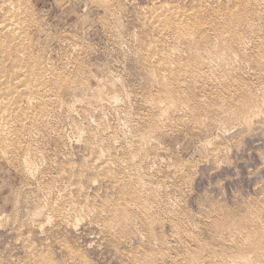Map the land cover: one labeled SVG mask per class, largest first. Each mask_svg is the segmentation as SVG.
Returning <instances> with one entry per match:
<instances>
[{"label": "rangeland", "instance_id": "374dc122", "mask_svg": "<svg viewBox=\"0 0 264 264\" xmlns=\"http://www.w3.org/2000/svg\"><path fill=\"white\" fill-rule=\"evenodd\" d=\"M0 2V19L19 7L18 49L51 69L46 95L56 89L43 120L0 144V264H264V0ZM162 5L188 14L192 40L152 22ZM126 190L152 228L121 212Z\"/></svg>", "mask_w": 264, "mask_h": 264}, {"label": "bare ground", "instance_id": "6f19581e", "mask_svg": "<svg viewBox=\"0 0 264 264\" xmlns=\"http://www.w3.org/2000/svg\"><path fill=\"white\" fill-rule=\"evenodd\" d=\"M18 1V0H17ZM263 1V0H262ZM6 2V1H5ZM10 2V1H9ZM162 2V1H161ZM256 2V1H255ZM254 2V3H255ZM260 2V1H259ZM0 3H2V2H0ZM7 3V2H6ZM11 3V2H10ZM195 3V2H194ZM204 3V2H203ZM208 3V2H207ZM206 3V4H207ZM7 4H9V3H7ZM246 4H247V2H246ZM258 4V3H257ZM5 5V4H4ZM20 5V4H19ZM164 5V4H163ZM162 5V7H159V9L157 10H155L154 12H152L151 14H152V22L154 23V24H161V25H166V24H169V23H171V25H172V22H176V24H175V26L174 25H172L173 27H176V37H178V38H181V39H183V40H185V41H189V40H192L194 37H193V35L195 34V30H196V26L195 25H192L191 23H188V20L186 21V20H184V18H187V17H189L188 16V14H186V13H180V12H178V11H173V10H170V9H167V8H165V6H163ZM203 5H205V4H203ZM212 5V4H211ZM3 6V5H2ZM1 6V7H2ZM8 6V5H7ZM10 6V5H9ZM206 6V5H205ZM209 6V5H208ZM166 7H168L167 5H166ZM200 7V6H199ZM203 7V6H202ZM210 8H211V6H209ZM246 7V6H245ZM19 8V7H18ZM18 8H16V7H14V5L12 4V6H10L8 9H7V11H6V13L4 14V16L0 19V56H4V58L2 59V60H0V144L1 143H4V142H6L7 140H9V139H12V137H15L14 135L16 134V132H17V130H19L20 131V129H22V128H24V127H28V126H30V125H32V122L35 120L36 121V118H40V119H44L43 117H45L44 115H46V112H48V110H47V105L49 106V103H50V101H51V99H52V97H53V91L54 90H56V89H54L53 91H52V96L49 94V96H51V98L49 97V96H47L46 95V93H48L47 92V89H48V83H49V80L51 79V76H53L52 75V72H50L51 71V69L49 70V72H48V70H44V69H42V67H41V64H37L35 61H36V59H34L32 62L31 61H29V63L27 62V61H25L24 62V57H25V53H24V51L22 52V51H20L19 49H18V47H20L22 44H23V42H21L20 40L18 41V39L21 37V33H22V29H23V27L25 26H23V21H22V19L20 18V16H19V11L20 10H18ZM169 8V7H168ZM195 8V7H194ZM260 8V7H259ZM177 9V8H176ZM201 9V8H200ZM203 9V8H202ZM31 10V9H30ZM195 10V9H194ZM209 10V9H208ZM212 10V9H211ZM217 10V9H216ZM205 11V10H204ZM219 11V10H218ZM239 11V10H238ZM259 11V10H258ZM190 12V11H189ZM192 12V11H191ZM206 12V11H205ZM209 12V11H208ZM188 13V12H187ZM197 14H198V12H196ZM219 13V12H218ZM146 14V13H145ZM200 14V13H199ZM206 14H210V13H206ZM216 14V13H215ZM256 14V13H255ZM260 14H261V12H260ZM218 15V14H217ZM211 16V15H210ZM32 17V16H31ZM196 17V16H195ZM199 17V16H198ZM197 17V18H198ZM234 17V16H233ZM238 17H239V15H238ZM26 18V17H25ZM200 18V17H199ZM198 18V19H199ZM214 18V17H213ZM151 20H150V22H151ZM202 20V19H201ZM248 20V19H247ZM198 21V20H197ZM238 21V20H237ZM196 22V21H195ZM197 23V22H196ZM199 23V22H198ZM256 23V22H255ZM255 23H253V24H255ZM25 24V23H24ZM202 24H205V23H202ZM170 25V26H171ZM257 25V24H256ZM152 26H153V24H152ZM155 26V25H154ZM153 26V27H154ZM160 26V25H159ZM169 26V25H168ZM167 27V26H166ZM236 27V26H235ZM171 28V27H170ZM175 29V28H174ZM198 29V28H197ZM227 29H229V28H227ZM155 30V29H154ZM160 30H161V28H160ZM168 30V29H167ZM167 30H166V32H167ZM209 30V29H208ZM222 30V29H221ZM220 31V30H219ZM245 31V30H244ZM26 32V31H25ZM163 32V31H162ZM166 32H164V33H166ZM212 32V31H211ZM152 33H153V31H152ZM219 33V32H218ZM228 34V33H227ZM158 35H160V34H158ZM222 35V34H221ZM233 35H235V34H233ZM253 35V34H252ZM24 35L22 34V37H23ZM26 36V35H25ZM210 36V35H209ZM222 36H226V34L225 35H222ZM236 36V35H235ZM27 37V36H26ZM25 37V38H26ZM163 37V36H162ZM165 37V36H164ZM208 37V36H207ZM216 37V36H215ZM168 38V37H167ZM171 38V37H170ZM202 39V38H201ZM217 39V38H216ZM26 40V39H25ZM173 40V39H172ZM240 40V39H239ZM27 41V40H26ZM167 41V40H166ZM263 41V40H262ZM29 42V41H28ZM177 42V41H176ZM215 42H218V39H217V41H215ZM243 42H245V41H243ZM27 43V42H26ZM171 43V42H170ZM199 43V42H198ZM205 43H206V41H205ZM210 43V42H209ZM246 43V42H245ZM21 44V45H20ZM25 44V43H24ZM23 44V45H24ZM29 44V43H28ZM158 44V43H157ZM156 44V45H157ZM237 44V43H236ZM247 44V43H246ZM27 45V44H26ZM151 45V44H150ZM153 45V44H152ZM168 45V44H167ZM179 45V44H178ZM203 45H205L204 43H203ZM207 45V44H206ZM216 45H217V43H216ZM244 45V44H243ZM25 46V45H24ZM166 46V45H165ZM199 46V45H198ZM248 46V45H247ZM26 47V46H25ZM24 47V48H25ZM151 47V46H150ZM22 48V47H21ZM30 48V47H29ZM149 48V47H148ZM181 48V47H180ZM205 48H207V47H205ZM28 49V48H27ZM26 49V50H27ZM76 49V48H75ZM177 48H175L174 50H176ZM170 50V49H169ZM168 50V51H169ZM194 50V49H193ZM198 50V49H197ZM196 50V51H197ZM209 50V49H208ZM207 50V52H209ZM30 51V50H29ZM29 51H28V53H29ZM147 51V50H146ZM173 50L171 49V52H172ZM181 51H183V50H181ZM192 51V50H191ZM195 51V50H194ZM195 51V52H196ZM199 51V50H198ZM197 51V52H198ZM215 52H216V50H214ZM246 51V50H245ZM27 52V51H26ZM31 52H33V51H31ZM30 52V53H31ZM79 52V51H78ZM139 52V51H138ZM170 52V53H171ZM177 52H178V50H177ZM179 52H180V49H179ZM211 52V51H210ZM166 53H168V52H166ZM173 53V52H172ZM174 53H175V51H174ZM173 53V54H174ZM189 53H192V52H190L189 51ZM37 54V53H36ZM156 54H158V53H156ZM179 54V53H178ZM196 54H198V53H196ZM205 54H206V52H205ZM208 54V53H207ZM212 54V53H211ZM210 54V55H211ZM234 54V53H233ZM160 55V54H159ZM172 55V54H171ZM180 55V54H179ZM213 55H214V53H213ZM243 55V54H242ZM246 55V54H245ZM30 56H32V55H30ZM29 56V57H30ZM173 56V55H172ZM190 56V55H189ZM194 56V55H193ZM202 56V55H201ZM215 56H216V54H215ZM221 56V55H220ZM220 56L218 57V61H219V58H220ZM263 56V55H262ZM33 58H34V56H32ZM154 57V56H153ZM174 57V56H173ZM182 57V56H181ZM210 57H213L212 55L210 56ZM31 58V57H30ZM37 58V57H36ZM41 58V57H40ZM156 58V57H155ZM154 58V59H155ZM163 58V57H162ZM161 58V59H162ZM169 58V57H168ZM201 58V57H200ZM209 58V57H208ZM237 58V57H236ZM51 59V58H50ZM150 59V58H149ZM163 59H165V58H163ZM170 59V58H169ZM198 59V58H197ZM204 59H206V58H204ZM203 59V60H204ZM213 59V58H212ZM215 59V58H214ZM37 60H39V59H37ZM49 60V59H48ZM168 60V59H167ZM171 60V59H170ZM176 60V59H175ZM207 60V59H206ZM205 60V61H206ZM208 60H210V58L208 59ZM261 60V59H260ZM53 61V60H52ZM160 61V60H159ZM181 61V60H180ZM194 61H196V60H194ZM48 62V61H47ZM152 62V61H151ZM157 62V61H156ZM175 62V61H174ZM173 62V63H174ZM216 62V61H215ZM160 63L162 64V62L160 61ZM171 63H172V61H171ZM205 63H210V62H204L203 63V66H205ZM214 63V61L212 62V64ZM221 63V62H220ZM47 64V63H46ZM153 64V63H152ZM168 64H169V62H168ZM175 64V63H174ZM217 64V63H216ZM246 64H248V63H246ZM167 65V64H166ZM172 65V64H171ZM170 65V66H171ZM198 65H200V64H198ZM207 65V64H206ZM211 65V64H210ZM217 65H219V64H217ZM160 66V64L158 65V67ZM162 66V65H161ZM168 66V65H167ZM221 66V65H220ZM220 66H217L218 68L220 67ZM228 66V65H227ZM153 67V66H152ZM172 67H174V65L172 66ZM216 67V68H217ZM55 69V68H54ZM185 69H187V68H185ZM189 69V68H188ZM194 69V68H193ZM201 69V68H200ZM213 69H215V68H209V70H213ZM199 70V69H198ZM206 70V69H205ZM217 70V69H216ZM53 71H55V70H53ZM165 71V70H164ZM187 71V70H186ZM207 71V70H206ZM248 71V70H247ZM160 72H162V71H160ZM159 72V73H160ZM173 72V71H172ZM185 72V71H184ZM201 72V71H200ZM214 72V71H213ZM229 72V71H228ZM68 73V72H67ZM194 73V72H193ZM197 73V72H196ZM219 73V72H218ZM71 74V73H70ZM150 74H151V72H150ZM164 74V73H163ZM170 74V73H169ZM183 74V73H182ZM188 74V73H187ZM200 74H202V73H200ZM206 74V73H205ZM208 74V73H207ZM66 75V74H65ZM165 76H166V73L164 74ZM185 75V74H184ZM196 74H194L193 76H195ZM225 75V74H224ZM60 76H61V74H60ZM68 76V75H67ZM165 76H163V77H165ZM188 76V75H187ZM197 76H199V75H197ZM196 76V77H197ZM205 76V75H204ZM213 76V75H212ZM155 77V76H154ZM189 77V76H188ZM211 77V76H210ZM194 78V77H193ZM155 79H156V77H155ZM164 79V78H163ZM178 79V78H177ZM189 79V78H188ZM207 79H209L208 77H207ZM225 79V78H224ZM57 80V79H56ZM60 80L61 79H59L58 81L60 82ZM65 80V79H64ZM202 80V79H201ZM63 81V80H62ZM178 81H180V80H178ZM190 81V80H189ZM54 82H56L55 80H54ZM64 82V81H63ZM62 82V83H63ZM67 82H69V81H67ZM156 82V81H155ZM165 82V81H164ZM195 82V81H194ZM212 82V81H211ZM158 83V82H157ZM170 83V82H169ZM175 83V82H174ZM184 83V81L182 82V84ZM186 83V82H185ZM55 84V83H54ZM66 84V83H65ZM64 84V85H65ZM76 84V83H75ZM181 84V85H182ZM197 84V83H196ZM238 84V83H237ZM57 85V84H56ZM60 85V84H59ZM167 85V84H166ZM198 85V84H197ZM231 85V84H230ZM48 86V87H47ZM238 86V85H237ZM55 87V86H54ZM60 87H63V86H60ZM65 87V86H64ZM51 88H52V85H51ZM59 88V87H58ZM180 88V87H179ZM182 89V88H181ZM230 89H232V88H230ZM49 90H50V88H49ZM60 90H61V88H60ZM165 90V92H167V93H170L171 92V90H168V88H165L164 89ZM253 90V89H252ZM183 92V91H182ZM51 93V92H50ZM116 93V92H115ZM234 93V92H233ZM172 95V94H171ZM163 96H164V94H163ZM167 96H169L170 97V95L168 94ZM47 97V98H46ZM56 98V97H55ZM108 99H107V101H106V103H108V104H110V106L111 105H115V103L117 102V98L118 97H114V95L113 96H111V97H107ZM166 98V97H165ZM171 98V97H170ZM204 98V97H203ZM158 99V98H157ZM50 100V101H49ZM60 100V99H59ZM99 100H102V98L100 99L99 98ZM151 100H154V98L153 99H151ZM167 100H168V98H167ZM54 101V100H53ZM147 101V100H146ZM62 102V101H61ZM79 102H81V101H79ZM83 102V101H82ZM105 103V101L103 100V101H101V103ZM174 102V101H173ZM173 102H171L172 104L171 105H173ZM78 103V102H77ZM98 103H99V101H98ZM102 103V104H103ZM105 103V104H106ZM263 103V102H262ZM73 104H74V102H73ZM76 104V103H75ZM81 104H83V103H81ZM88 104H89V102H88ZM104 104V105H105ZM117 104V103H116ZM147 104V103H146ZM153 104V103H152ZM152 104H151V107H152ZM174 104H175V102H174ZM62 105V104H61ZM84 105H86V104H84ZM150 105V104H149ZM155 105V106H154ZM73 106V105H72ZM76 106V107H75ZM74 107V109L76 110V108H77V105H75ZM87 106V105H86ZM146 106V105H145ZM153 106L154 107H156V108H158L160 111H161V114H160V116H162V115H164V113H166L165 111H166V109H167V112L171 109L170 108V104H169V101H166L165 99H163V101H157L156 100V102L153 104ZM185 105H183V107H184ZM262 106V105H261ZM53 107H54V105H53ZM59 107H61V106H59ZM97 107V106H96ZM173 107V106H172ZM186 107H188V106H186ZM185 107V108H186ZM100 108V107H99ZM116 108H117V106H116ZM168 108H170V109H168ZM180 108H181V106H180ZM56 109V108H55ZM73 109V108H72ZM72 109H71V111H72ZM79 109V108H78ZM101 109V108H100ZM174 109H175V105H174ZM181 109H183V108H181ZM37 110H39V111H37ZM83 110V109H82ZM155 110V109H154ZM56 111V110H55ZM91 111V110H90ZM152 111V110H151ZM50 112V111H49ZM180 112H181V110H180ZM49 114V113H48ZM52 114V113H51ZM87 114H88V112H87ZM167 114V113H166ZM165 114V116H167ZM148 115V114H147ZM153 115V114H152ZM47 116V115H46ZM154 116V115H153ZM159 116V117H160ZM158 117V116H157ZM158 117V118H159ZM163 117V116H162ZM172 118V117H171ZM104 119V118H103ZM155 119V118H154ZM166 119H168V118H166ZM39 121V120H38ZM41 121V120H40ZM105 121V120H104ZM173 121V120H172ZM154 122V121H153ZM247 122V121H246ZM34 123V122H33ZM35 124V123H34ZM33 124V125H34ZM38 124V123H37ZM99 124V123H98ZM160 124V123H159ZM105 125V124H104ZM163 125V124H162ZM96 126H98V125H96ZM95 126V127H96ZM147 126V125H146ZM36 128V127H35ZM78 128V127H77ZM76 128V129H77ZM98 128H100V127H98ZM97 128V129H98ZM108 129H109V127H107ZM106 128V129H107ZM81 129V128H80ZM84 129V128H83ZM26 130H28V129H26ZM31 130V129H30ZM93 130V129H92ZM99 131V130H98ZM35 132V131H34ZM39 132V131H38ZM78 132V131H77ZM83 133L84 131H80V133ZM105 132V131H104ZM37 133V132H36ZM79 133V132H78ZM87 134V133H86ZM96 134V133H95ZM103 134V133H102ZM152 134V133H151ZM85 135V134H84ZM79 136H80V134H79ZM112 136V135H111ZM144 137V136H143ZM17 138V137H16ZM36 138V137H35ZM92 138H93V136H92ZM102 138V137H101ZM15 139V138H14ZM39 139V138H38ZM32 140V139H31ZM98 140V139H97ZM134 140V139H133ZM144 140V139H143ZM17 141V140H16ZM142 141V140H141ZM145 141V140H144ZM11 142V141H10ZM18 142V141H17ZM102 142V141H101ZM111 142V141H110ZM113 142V141H112ZM8 143V142H7ZM12 143H14V142H12ZM9 144V143H8ZM22 144V143H21ZM28 144V143H27ZM31 144V143H30ZM36 144V143H35ZM93 144V143H92ZM96 144V143H95ZM99 144V143H98ZM113 144V143H112ZM3 145V144H2ZM14 145V144H13ZM17 145V144H16ZM97 145V144H96ZM102 145V144H101ZM142 145V144H141ZM3 146H5V145H3ZM11 146H12V144H11ZM18 146V145H17ZM24 145H22V147H23ZM25 146H27V145H25ZM24 146V147H25ZM29 146V145H28ZM105 146V145H104ZM116 146V145H115ZM34 147H36V146H34ZM91 147L93 148V145H91ZM120 147V146H119ZM3 148V147H2ZM9 148H11L12 149V147H10L9 146ZM31 148V147H30ZM94 148H96V147H94ZM99 148V147H98ZM125 148V147H124ZM143 148V147H142ZM217 148V147H216ZM1 149V148H0ZM14 149H16V148H14ZM24 149H26V148H24ZM28 149V148H27ZM141 149V148H140ZM2 150V149H1ZM4 150H6V149H4ZM10 150V149H9ZM101 149H99V151H100ZM106 150V149H105ZM108 150V149H107ZM118 150V149H117ZM131 150V149H130ZM3 151V150H2ZM8 151V150H7ZM18 151V150H17ZM102 151V150H101ZM108 151H110V150H108ZM107 151V152H108ZM132 151V150H131ZM143 151V150H142ZM144 151H145V149H144ZM209 151H211V150H209ZM24 152V151H23ZM35 152V151H34ZM95 153H96V151H95ZM98 153V152H97ZM109 153V152H108ZM125 153H128V152H125ZM131 153H133V152H131ZM2 154H3V152H2ZM6 154H8V153H6L5 152V154H3V156L4 155H6ZM10 154V153H9ZM103 154V153H102ZM102 154H99V155H101V156H104V154L102 155ZM8 156V155H7ZM10 156V155H9ZM91 156V155H90ZM100 156V157H101ZM107 156V155H106ZM133 156H135V155H133ZM5 157V156H4ZM148 157H149V155H148ZM95 158V157H94ZM103 158V157H102ZM136 157H133V159H135ZM138 158H140V157H138ZM147 157H145V159H146ZM31 159V158H30ZM96 159V158H95ZM104 159H106V158H104ZM121 159V158H120ZM132 159V158H131ZM148 159V158H147ZM9 160V159H8ZM19 160V159H18ZM100 160H102V159H100ZM99 159H98V162L100 161ZM109 160H110V157H109ZM149 160V159H148ZM154 160V159H153ZM22 161V160H21ZM118 161H120V160H118ZM139 161V160H138ZM9 162V161H8ZM95 161H93V163H94ZM97 162V160H96V163H98ZM101 162V161H100ZM108 162V161H107ZM110 162V161H109ZM34 163V162H33ZM121 163V162H120ZM119 163V164H120ZM123 163V162H122ZM128 163V162H127ZM29 164V163H28ZM109 164V163H108ZM110 164H112V163H110ZM154 164V163H153ZM31 165V164H30ZM101 165V163L99 164V166ZM106 165V163L104 164V166ZM113 165V164H112ZM115 165V164H114ZM123 165H125L124 163H123ZM136 165V164H135ZM119 166V165H118ZM149 166V165H148ZM29 167V166H28ZM102 167H103V165H102ZM105 167H107V165L105 166ZM127 167H129V166H127ZM135 167V166H134ZM142 167V166H141ZM115 168H117L116 166H115ZM126 168V167H125ZM173 168V167H172ZM100 169V168H99ZM103 169V168H102ZM128 169V168H127ZM126 169V170H127ZM133 169V168H132ZM169 169V168H168ZM171 169V168H170ZM122 170V169H121ZM125 170V169H124ZM134 170V169H133ZM176 170V169H175ZM62 171V170H61ZM96 171V170H95ZM128 173V172H127ZM129 174V173H128ZM142 174V173H141ZM145 174V173H144ZM158 175V174H157ZM139 177H140V175H138ZM119 177V176H118ZM122 177V176H121ZM129 177H131V176H129ZM135 177V176H134ZM171 177V176H170ZM70 178V177H69ZM101 178V177H100ZM125 178V177H124ZM137 178V177H136ZM153 178V177H152ZM71 179V178H70ZM127 179V178H126ZM140 179H142V178H140ZM140 179H139V181H140ZM147 179V178H146ZM133 180V179H132ZM120 181V180H119ZM143 181V180H142ZM141 181V182H142ZM146 181V180H145ZM144 181V182H145ZM157 181V180H156ZM171 181V180H170ZM96 182V181H95ZM160 182V181H159ZM46 183V182H45ZM125 183V182H124ZM139 183V182H138ZM143 183V182H142ZM141 183V184H142ZM161 183V182H160ZM159 183V184H160ZM158 184V185H159ZM163 184V183H162ZM153 185V184H152ZM171 185V184H170ZM118 186V185H117ZM136 186H137V183H136ZM51 187V186H50ZM66 187V186H65ZM64 187V188H65ZM74 187H76V186H74ZM138 187H141V185H138ZM68 188V187H67ZM71 188V187H70ZM80 188V187H79ZM79 188H78V192H79ZM145 188V187H144ZM157 188V187H156ZM175 188V187H174ZM52 189V188H51ZM83 188H81V190H82ZM136 189H137V187H136ZM139 189V188H138ZM155 189V188H154ZM85 190V189H84ZM135 190V189H134ZM133 190V191H134ZM91 191V190H90ZM138 191V190H137ZM148 191V190H147ZM175 191V190H174ZM68 192V191H67ZM81 192V191H80ZM123 192V197L125 198V200H126V203H125V207H120V210H121V212H128V211H136L137 213H139V214H141L142 215V218L144 219V222H145V225H146V227L148 228V229H150V228H152V226L153 225H151L152 224V218L151 217H149V216H146L145 215V211L147 210V207H145V205H143L142 203H140L139 201L137 202H132V203H130V198L132 197V194L131 193H129L127 190L126 191H122ZM46 193V192H45ZM149 193V192H148ZM147 193V194H148ZM154 193V192H153ZM156 193V192H155ZM138 194H140V193H138ZM58 195V194H57ZM56 195V196H57ZM141 195H142V193H141ZM152 194H150V196H151ZM155 195V194H154ZM62 196V195H61ZM136 196H138V195H136ZM140 196V195H139ZM87 197V196H86ZM141 197V196H140ZM157 197V196H156ZM66 198V197H65ZM91 198V197H90ZM152 198V197H151ZM68 199V198H67ZM75 199V198H74ZM104 199V198H103ZM102 199V200H103ZM119 199V198H118ZM90 200V199H89ZM88 199L86 200V201H89ZM134 200H135V198H134ZM68 201V200H67ZM73 201V200H72ZM86 201H84V202H86ZM116 201V200H115ZM114 201V202H115ZM120 201V200H119ZM133 201V200H132ZM157 201V200H156ZM91 202H93V201H91ZM154 202V201H153ZM153 202H151V203H153ZM57 203V202H56ZM66 203V202H65ZM110 203H112V202H110ZM160 203V202H159ZM86 204V203H85ZM88 204H90V203H88ZM117 204V203H116ZM123 204V203H122ZM145 204H147V203H145ZM43 205V204H42ZM55 205H57V204H55ZM64 205V204H63ZM65 205H67V203L65 204ZM69 205V204H68ZM102 205V204H101ZM58 206H60V205H58ZM75 206V205H74ZM80 206V205H79ZM120 206V205H119ZM121 206H123V205H121ZM132 206H134V207H132ZM147 206V205H146ZM46 207V206H45ZM54 207H56V206H54ZM90 207V206H89ZM96 207V206H95ZM115 207H117V206H115ZM149 207H151L150 205H149ZM148 207V208H149ZM154 207V206H153ZM152 207V208H153ZM253 207V206H252ZM52 208V207H51ZM50 208V209H51ZM68 208H70V207H68ZM110 208V207H109ZM133 208H135V209H133ZM151 208V209H152ZM57 209H59L58 207H57ZM75 209V208H74ZM175 209V208H174ZM65 210H66V208H65ZM80 210V209H79ZM90 210V209H89ZM92 210V209H91ZM93 210H95L94 208H93ZM154 210V209H153ZM249 210V209H248ZM41 212H39V213H42L43 211L42 210H40ZM51 211V210H50ZM53 211H54V208H53ZM75 211V210H74ZM77 211V210H76ZM109 211V210H108ZM118 211V210H117ZM60 212H61V210H60ZM67 212H69V211H67ZM73 212V211H72ZM96 212V211H95ZM170 212V211H169ZM38 213V214H39ZM49 213V212H48ZM54 213V212H53ZM57 213V212H56ZM65 213V212H64ZM77 213V212H76ZM81 213V212H80ZM115 213V212H114ZM117 213V212H116ZM119 213H120V211H119ZM149 213V212H148ZM47 214V213H46ZM49 214H51V213H49ZM55 214V213H54ZM109 214V213H108ZM171 214V213H170ZM173 214V213H172ZM171 214V215H172ZM250 214V213H249ZM65 215V214H64ZM69 215H71V214H69ZM87 215V214H86ZM91 215V214H90ZM115 215V214H114ZM128 215V214H127ZM179 215V214H178ZM53 216V215H52ZM84 216V215H83ZM93 216H95V215H93ZM92 216V217H93ZM49 217V216H48ZM79 217V216H78ZM87 217V216H86ZM186 217V216H185ZM50 218V217H49ZM48 218V219H49ZM54 218V217H53ZM83 218H85V217H83ZM124 218H126V221L128 220L127 219V217H124ZM155 218V217H154ZM199 218V217H198ZM51 219V218H50ZM71 219V218H70ZM76 219V218H75ZM206 219V218H205ZM54 220V219H53ZM68 220V219H67ZM83 220V219H82ZM159 220V219H158ZM176 220V219H175ZM259 220V219H258ZM69 221V220H68ZM77 221V220H76ZM75 221V222H76ZM106 221V220H105ZM109 221V220H108ZM116 221V220H115ZM130 221V220H129ZM261 221V220H260ZM78 222V221H77ZM157 222V221H156ZM74 223V222H73ZM72 223V224H73ZM100 223V222H99ZM111 223V222H110ZM138 223V222H137ZM154 223H155V221H154ZM169 224V223H168ZM74 225H76V224H74ZM105 225H106V223H105ZM112 225V224H111ZM171 225V224H170ZM262 225V224H261ZM138 226V225H137ZM157 226V225H156ZM181 226V225H180ZM203 226V225H202ZM228 226H229V224H228ZM113 228V227H112ZM110 229V230H112V231H114L113 229ZM157 228V227H156ZM172 228V227H171ZM173 228H174V226H173ZM176 228V227H175ZM106 229V228H105ZM115 229H117V228H115ZM154 229V228H153ZM108 230H109V228H108ZM107 230V231H108ZM156 230V229H155ZM102 232V231H101ZM139 232V231H138ZM115 233H116V231H115ZM125 233V232H124ZM137 233V232H136ZM173 233V232H172ZM238 233V232H237ZM114 234V233H113ZM240 234H242V233H240ZM255 234H257V233H255ZM115 235V234H114ZM117 235V234H116ZM174 235V234H173ZM178 235V234H177ZM176 235V236H177ZM143 236V235H142ZM172 236V235H171ZM251 236V235H250ZM250 236H248V237H250ZM262 236V235H261ZM161 237V236H160ZM177 237H179V236H177ZM234 237V236H233ZM171 238V237H170ZM169 238V239H170ZM256 238V237H255ZM156 239V238H155ZM163 239V238H162ZM168 239V238H167ZM192 239H193V237H192ZM234 239V238H233ZM247 239V238H246ZM249 239V238H248ZM124 240V239H123ZM138 240V239H137ZM157 240V239H156ZM172 240V239H171ZM170 240V241H171ZM177 240V239H176ZM221 240H223V239H221ZM154 241V243H158V242H155V240H153ZM158 241V240H157ZM160 241V240H159ZM167 241V240H166ZM225 241V240H224ZM246 241V240H245ZM249 241V240H248ZM247 241V242H248ZM258 241V240H257ZM256 241V242H257ZM121 242H122V240H121ZM131 243V242H130ZM148 243V242H147ZM162 243V242H161ZM160 242L158 243V244H161ZM172 243V242H171ZM170 243V244H171ZM186 243V242H185ZM193 243V242H192ZM235 243V242H234ZM249 243H251V242H249ZM168 244V243H167ZM173 244V243H172ZM175 244V243H174ZM162 245H164V244H162ZM180 245V244H179ZM184 245V244H183ZM182 245V246H183ZM149 246V245H148ZM156 246V245H155ZM158 246V245H157ZM161 246V245H160ZM168 246V245H167ZM120 247V246H119ZM169 247V246H168ZM157 248H159V247H157ZM195 248V247H194ZM32 249V248H31ZM31 249H29V250H31ZM174 249V248H173ZM161 250V249H160ZM169 250H170V247H169ZM246 250V249H245ZM69 251V250H68ZM71 251H72V249H71ZM75 251V250H74ZM162 251V250H161ZM251 251H253V250H251ZM149 252H151V251H149ZM164 252V251H163ZM169 252V251H168ZM74 253V252H73ZM160 254H161V252H159ZM165 253V252H164ZM199 253V252H198ZM129 254V253H128ZM192 254V253H191ZM197 254V253H196ZM255 254V253H254ZM77 255V254H76ZM130 255V254H129ZM156 255V254H155ZM155 255H152L151 254V256H155ZM158 255V254H157ZM156 255V256H157ZM164 255V254H163ZM166 255H167V253H166ZM188 255V254H187ZM201 255V254H200ZM248 255H251V254H248ZM262 255V254H261ZM155 256V257H156ZM169 256H172V255H169ZM189 256V255H188ZM237 256V255H236ZM239 256V255H238ZM240 256H242L243 257V255H242V253H241V255ZM252 256V255H251ZM250 256V257H251ZM254 256H256V255H254ZM264 256V255H263ZM43 257V256H42ZM127 257V256H126ZM148 257V256H147ZM153 257H151V258H153ZM161 257V256H160ZM183 257V256H182ZM214 257V256H213ZM240 258L241 259V261L242 260H247L248 261V258H249V256H244L243 258ZM253 257V256H252ZM40 258V257H39ZM80 258V257H79ZM135 258V257H134ZM137 258H139V257H137ZM146 258V257H145ZM164 258H165V256H164ZM228 258V257H227ZM239 258V257H238ZM147 260L149 259V258H146ZM157 259V258H156ZM159 259V258H158ZM158 259H157V263H158ZM162 259V258H161ZM169 259V258H168ZM174 259V258H173ZM192 259V258H191ZM194 259H196V258H194ZM223 259V258H222ZM229 259V258H228ZM250 259V258H249ZM44 260V259H43ZM136 260V259H135ZM142 260V259H141ZM154 260H155V258H154ZM165 260V259H164ZM167 260V259H166ZM170 260H172L171 258H170ZM187 260V259H186ZM200 260V259H199ZM230 260V259H229ZM232 260V259H231ZM246 260H245V262H246ZM253 260V259H252ZM251 260V261H252ZM143 261H145L146 262V260H143ZM149 261V260H148ZM152 261H153V259H152ZM162 261H163V259H162ZM222 261V260H221ZM250 261V262H251ZM139 262V261H138ZM150 262V261H149ZM154 262H156V261H154ZM161 262V261H160ZM174 262V261H173ZM224 262V261H223ZM249 262V261H248ZM33 263H35V262H33ZM141 262H139V264H140ZM170 263H171V261H170ZM243 263V262H242ZM252 263V262H251ZM143 264V263H142ZM145 264V263H144ZM147 264H148V262H147ZM150 264V263H149ZM151 264H153V263H151ZM160 264V263H159ZM165 264H167V262L165 263ZM226 264V263H225ZM228 264H230V262L228 263ZM231 264H235V263H232L231 262ZM238 264V263H237ZM246 264V263H245ZM248 264V263H247ZM253 264V263H252ZM258 264H259V262H258Z\"/></svg>", "mask_w": 264, "mask_h": 264}]
</instances>
